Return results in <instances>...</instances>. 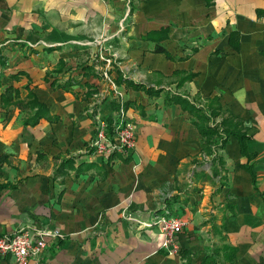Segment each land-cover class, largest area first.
<instances>
[{
	"label": "crops",
	"instance_id": "crops-1",
	"mask_svg": "<svg viewBox=\"0 0 264 264\" xmlns=\"http://www.w3.org/2000/svg\"><path fill=\"white\" fill-rule=\"evenodd\" d=\"M129 5L130 25L121 32ZM160 28H167L165 38L146 37ZM87 29H106L116 53L122 50L112 76L121 70L162 87L157 94L123 88L138 133L128 158L106 159L89 147L96 123L84 83L99 86L105 78L83 75V67L99 60L80 40ZM233 30L239 48L230 42ZM155 44L175 58L154 51ZM0 58V183L21 180L17 188L0 189V234L31 224L69 235L63 243L48 237L28 264H202L224 243L237 247L236 257L210 264H264V0H0ZM175 70L195 75L179 84ZM68 78L82 82L52 85ZM10 86L22 97L33 89L60 119L25 127V112L2 107ZM176 92L190 99L217 95L227 113L242 119L257 153L255 181L236 136L219 149L225 183L220 186V176L194 179V169L211 173L212 163L195 161L204 156L203 134L181 103L167 102ZM8 94L15 99L12 89ZM114 102L105 103L108 115ZM39 151L47 156L39 159ZM55 156L73 157L75 167L56 176ZM80 162L85 165L76 173ZM56 186L52 207L49 187ZM166 208L185 219L174 252L161 246L160 227L149 225Z\"/></svg>",
	"mask_w": 264,
	"mask_h": 264
},
{
	"label": "trees",
	"instance_id": "trees-1",
	"mask_svg": "<svg viewBox=\"0 0 264 264\" xmlns=\"http://www.w3.org/2000/svg\"><path fill=\"white\" fill-rule=\"evenodd\" d=\"M168 35L167 28H160V30H151L146 34L147 38L160 40L165 38ZM239 31L233 30L230 35V42L234 44L236 48L240 47L239 43ZM154 51L160 52L164 51L169 58H175L172 53L162 44H155ZM104 61V60H103ZM102 61V62H103ZM0 62L5 63L1 58ZM60 62L59 69L62 68V59H59L58 63ZM100 60H95L90 65L83 67L84 76H87L90 73H95L96 75H100L101 72L95 65L102 63ZM22 73V72H19ZM19 73L15 74L18 76ZM173 75H179V84H183L185 81L190 80L194 75L195 72H184L181 70H175ZM114 80L118 84L126 85L127 87H133L135 89H142L150 94H157L162 91V87H155L153 85L145 84L144 82L137 81L135 79H131L127 76H123L121 70H117V75L114 77ZM74 82H82L81 78H68L65 81H57L53 80L52 85L54 87H66L70 88ZM86 97L89 98L92 93H94L97 88V85H94L92 82L86 81ZM13 90L15 92V99L12 100L9 96V90ZM2 107L7 109L11 106L18 108L20 111L25 112L26 114L23 116V125L25 127L28 126H36L38 125L41 120L45 119L51 123H54L60 119V115L57 113H52L50 107L47 105L46 102L40 100L38 95L35 93L33 89H29L28 94L26 97H22L20 90L16 87L10 86L7 87L6 90L2 93L1 96ZM168 103L171 102H179L182 104L183 108L188 110L190 114H192L193 122L198 127L199 131L203 134V159H195L196 162L204 164L207 160H211V168L212 171L209 173L205 169L193 171V177H197L198 179L203 180H212L217 176H220V186L225 183V160L222 153H219V149L224 148L226 143L230 140L232 136H236L239 140L241 145V150L244 155H246L248 161L244 163V166L253 174L254 181L256 180L255 174V160L253 159L256 156V151L250 149L248 145V141L251 138V135L246 130V127L243 124L242 119L237 116L232 115L231 113H227L226 110L223 108L222 103L220 102V97L217 95L214 96H206L205 99H201L200 95L193 96V98H189V96H184L180 92L173 93L171 97L167 99ZM126 108H128V101H124L123 103ZM114 108L117 109L119 107L117 102H114ZM220 118V119H219ZM206 155H211L209 159H205ZM46 153L43 151H39L37 153V157L39 159L45 158ZM129 155L127 156V158ZM55 159L59 160L57 163V167L55 169V175L63 174L69 169H73L75 166L74 158L67 157V156H55ZM85 164L80 162L76 167V173L82 170V167ZM21 180L13 183L11 181L0 183V189L3 188H17ZM168 209V208H166ZM65 238L62 239V243L64 242ZM185 249L182 250L184 252ZM237 254V247L229 243H224L222 245L215 246L209 253L205 254L202 258V264H210L212 261H216L218 257L222 258L223 260L232 261L236 257Z\"/></svg>",
	"mask_w": 264,
	"mask_h": 264
},
{
	"label": "built area",
	"instance_id": "built-area-1",
	"mask_svg": "<svg viewBox=\"0 0 264 264\" xmlns=\"http://www.w3.org/2000/svg\"><path fill=\"white\" fill-rule=\"evenodd\" d=\"M99 42V41H98ZM107 61L111 60L110 55L102 56ZM99 65V64H98ZM96 66L100 69L99 66ZM105 77L109 71H104ZM110 74V73H109ZM110 78V85L115 90V97L118 99L119 107L111 112L110 115H103V106L98 103L104 102L101 89H97L89 96V110L97 120L95 126V137L91 140L89 147L95 152L109 159L115 154L122 153L127 156L134 150L137 139V125L134 120L130 119L127 114V108L123 104L124 84H117L114 76ZM102 95L100 98L99 96ZM151 224H158L164 240L161 246L174 252L179 250L176 235L180 233L185 225V219L177 216L169 209L156 214ZM64 238L63 232L58 228L49 226L38 227L36 225H27L21 227L11 234H0V258H11L12 264H28L31 259L38 258L48 245L47 238Z\"/></svg>",
	"mask_w": 264,
	"mask_h": 264
},
{
	"label": "rangeland",
	"instance_id": "rangeland-1",
	"mask_svg": "<svg viewBox=\"0 0 264 264\" xmlns=\"http://www.w3.org/2000/svg\"><path fill=\"white\" fill-rule=\"evenodd\" d=\"M129 7L130 8L127 11L126 16H124L123 20L119 23V28H120L121 32L126 31V28L130 25V23H129V19H130L129 15L131 14V10H132L133 7H131V5H129ZM80 35H82V37L84 36L86 38V39L85 38L84 39H80L81 41H84V43H82V42L81 43L84 44L85 46L89 45L92 48L91 50L93 51V58L95 57V58H98L99 60L103 61L104 58L102 59V56L109 55L110 54L109 51L112 52V54H110L111 60H109L107 58V61H103V63L99 66L100 67L99 70L101 71V75L104 76L105 80L102 81L101 85L97 86V88L93 89V90L101 89L102 95L104 97H106V98H104V102L103 103H102L103 99H101V102L98 103L99 106H103V108H104V106H106L105 103H113L114 101L118 103L119 101L115 97V90L111 87V85H110L111 81H110V78H108V77L109 76L112 77L111 73H112V71L114 72V65H116V66L118 65L119 66V65L122 64V61L121 62L118 61V60H120V55H122V50L118 49V52L116 53L115 48L112 47L110 45L109 41H108L109 38H111L112 36H109L110 34L107 32L106 29L99 30L98 32H95L94 29H93V31L91 29H87V31H84L83 34L80 33ZM31 45H34V42L29 44V46H31ZM116 57H117V59H116ZM106 70H108L110 74L108 73V76L105 77L106 73H104V71H106ZM127 71H129V70H127ZM123 76H125V75H123ZM102 95H100L99 97L101 98ZM106 100H108V102H106ZM88 112L91 113L93 120H95V122H96L97 120L94 118L93 113L91 112V110H89V108H88ZM102 112H103L102 113L103 115H105V113L108 114V111H106L105 109H103ZM136 142H137V139H136ZM136 142H135V144H136ZM54 178H56V177H54ZM56 181L58 182V180H56ZM57 187L58 186L55 187L54 191L52 190L51 187H49V192L51 193V197L53 199V202L51 203L52 207L54 206V204L59 199L58 192H57ZM49 221H51V220H49ZM152 225L154 226V225H158V224L154 223ZM61 231L63 232V237L65 239L69 238V235H67V233L65 231H63L62 229H61ZM64 238H62V239H64Z\"/></svg>",
	"mask_w": 264,
	"mask_h": 264
}]
</instances>
